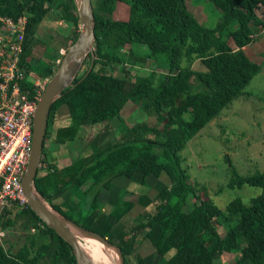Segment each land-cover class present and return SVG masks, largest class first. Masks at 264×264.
<instances>
[{
	"label": "trees",
	"instance_id": "16d2710c",
	"mask_svg": "<svg viewBox=\"0 0 264 264\" xmlns=\"http://www.w3.org/2000/svg\"><path fill=\"white\" fill-rule=\"evenodd\" d=\"M206 1L222 13L213 27L198 22L185 0H91L94 50L50 108L40 158L44 167L38 168L35 188L62 215L116 244L125 264H264V171L241 176L231 166L225 188L248 185L261 193L247 203L235 198L222 211L206 198L204 187L191 183L182 165L187 143L244 95L261 70L247 46L253 30H264L256 15L264 0ZM118 4L128 6L125 21L114 17ZM0 15H26L21 57L35 78L52 76L60 49L65 52L79 33L73 0H0ZM51 19L55 26L59 20L73 26L67 35L55 34L57 51L42 41L53 39L45 28ZM133 45L146 47L150 57L166 58L157 87L155 71L131 73L145 68L148 59L137 56ZM194 62L202 70L191 69ZM192 81L202 90L192 92ZM129 103L155 123L128 125L121 116ZM114 120L117 140L109 135ZM98 126L86 149L58 167L46 143L74 144L81 131ZM114 193L115 202L109 198ZM0 225L24 233L18 246L11 241L5 249L0 243V264H76L71 246L27 204ZM143 243L145 255L139 250Z\"/></svg>",
	"mask_w": 264,
	"mask_h": 264
},
{
	"label": "rangeland",
	"instance_id": "374dc122",
	"mask_svg": "<svg viewBox=\"0 0 264 264\" xmlns=\"http://www.w3.org/2000/svg\"><path fill=\"white\" fill-rule=\"evenodd\" d=\"M185 1L187 9L193 14L195 19L206 27L215 26L222 17V13L206 0ZM256 15L264 21V10L262 8L256 10ZM128 16V6L118 4L114 15L115 19L125 21ZM53 21L52 19L47 21L46 24L49 27H45L48 28L46 32H49L53 39H45L43 37L42 41L50 48L56 47L54 50L57 51L60 39L56 35H67L73 26L71 23L61 20L55 26ZM236 27L237 25L233 24L230 28L235 29ZM42 28H44V25H41L39 30ZM256 29L252 31L253 39L247 46V52L251 60L261 65L260 72L245 87L243 90L244 95L223 109L216 118L211 120L187 143L185 149L180 153L183 159L182 165L187 168L191 183L204 187L206 189V192L204 191L206 198L210 199L222 211L225 210L228 202L235 198H240L244 203H247L250 198L261 193L259 188L248 185H244L240 189L225 188L232 177V168L241 176L264 171V30L261 27ZM133 48L137 56L147 57L148 59L145 68L133 69L131 73L143 76L148 71H155V87H157L167 71L166 58L162 55L150 57L148 55L149 51L144 46L133 45ZM63 53L64 51L60 49L58 60H60ZM86 61L88 62V59ZM182 65L186 66L184 62ZM191 69L200 71L202 66L199 62H194ZM194 85L195 82L192 81V92L202 90V88H195ZM121 117L128 125L134 122H145L150 125L155 123L154 118L147 117L133 103L125 105ZM118 124L117 120L111 123L109 135L112 140H117L119 137L115 130ZM101 128L100 126L85 128L79 133V140L74 142V144L54 146L52 150L50 148L51 143H48V145L46 143L45 146H47L48 152L53 151L52 153L57 159L56 164L61 167L77 158ZM218 187L223 189L221 192L216 193L215 191ZM115 196V193L113 195L110 194V200L115 202ZM102 199L103 201H108L106 196ZM73 200L76 201L74 197ZM61 210L68 214L66 209L62 208ZM124 222L127 224L128 219H125ZM23 237L24 233L21 230H11L7 233L2 246L6 249L11 241L18 246V244H22ZM83 242L81 241V243ZM139 250L142 255L149 253L144 243L140 244ZM112 253L114 255V263L118 264L116 255L114 252ZM136 253L138 254L139 252ZM232 258V255L226 257L227 261H231ZM214 264H221V262L216 261Z\"/></svg>",
	"mask_w": 264,
	"mask_h": 264
},
{
	"label": "built area",
	"instance_id": "2783aa9c",
	"mask_svg": "<svg viewBox=\"0 0 264 264\" xmlns=\"http://www.w3.org/2000/svg\"><path fill=\"white\" fill-rule=\"evenodd\" d=\"M26 25V15H0V220L14 218L26 205L21 183L31 153L33 115L51 78H35L22 62ZM9 231L0 225L2 245Z\"/></svg>",
	"mask_w": 264,
	"mask_h": 264
},
{
	"label": "water",
	"instance_id": "95a60500",
	"mask_svg": "<svg viewBox=\"0 0 264 264\" xmlns=\"http://www.w3.org/2000/svg\"><path fill=\"white\" fill-rule=\"evenodd\" d=\"M80 23L75 41L62 55L60 62L39 97L32 121L31 153L22 178V191L27 206L50 229L72 248L76 264H95L79 247V239H90L114 252L118 264H125L120 248L98 233L89 231L55 210L36 190L34 179L43 153L50 108L61 93L69 88L94 50L95 20L91 0H73Z\"/></svg>",
	"mask_w": 264,
	"mask_h": 264
},
{
	"label": "bare ground",
	"instance_id": "6f19581e",
	"mask_svg": "<svg viewBox=\"0 0 264 264\" xmlns=\"http://www.w3.org/2000/svg\"><path fill=\"white\" fill-rule=\"evenodd\" d=\"M79 247L95 264H115L113 253L93 240L79 239Z\"/></svg>",
	"mask_w": 264,
	"mask_h": 264
},
{
	"label": "crops",
	"instance_id": "0c3cea01",
	"mask_svg": "<svg viewBox=\"0 0 264 264\" xmlns=\"http://www.w3.org/2000/svg\"><path fill=\"white\" fill-rule=\"evenodd\" d=\"M58 58V57H57ZM54 146H59L58 144H51V146H50V148H51V150H52V148L54 147ZM46 149H47V146H46ZM53 152V151H52ZM51 151H49L48 153H50L51 154V157H52V159L53 160H55L54 159V154L52 153ZM105 195L103 194V197H104ZM103 201V200H102ZM106 203V202H105Z\"/></svg>",
	"mask_w": 264,
	"mask_h": 264
}]
</instances>
